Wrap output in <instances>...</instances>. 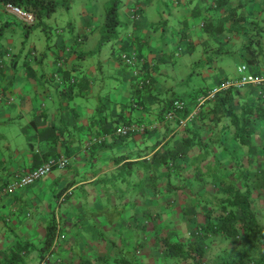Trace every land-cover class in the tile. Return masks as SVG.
Listing matches in <instances>:
<instances>
[{"label":"crops","instance_id":"1","mask_svg":"<svg viewBox=\"0 0 264 264\" xmlns=\"http://www.w3.org/2000/svg\"><path fill=\"white\" fill-rule=\"evenodd\" d=\"M94 3L95 0L86 1L82 10L83 15L80 20L78 19V33H83L86 30L85 26L89 28L99 23L100 8L97 9L95 5L90 6ZM108 3L109 0L104 6ZM151 5L156 7L157 14L154 12L149 18L148 8ZM216 6L215 0H144L142 3L139 0H128L127 15L130 16L132 9L138 7L140 21L137 24L128 23L124 34L127 42L125 48L146 55L144 58L149 63L158 62L159 71L155 69L153 71L156 91H168V83L163 81L160 65L174 64L176 57L181 54L191 56L185 63L194 67L193 72H204L199 90L193 92L194 94L189 93L188 97L192 98L193 95L200 94L225 79H231L226 76L225 71L218 72L216 59L226 54L227 46L217 42L221 39H229L228 44L233 46L245 36L230 29L226 11L220 8L221 6ZM263 7L264 1L258 0L251 3L249 9L254 12L260 11L262 15ZM6 11L0 12L1 32V26L6 19L17 24V20L12 19L13 14ZM87 18L92 19L91 25ZM165 19L169 23L164 29L160 27L159 20ZM18 21L20 22L19 18ZM207 21L212 22L214 27H223L224 30L217 36L218 38L206 35ZM14 24H7L4 28L10 32L15 31ZM57 25L58 29L68 30L71 24L69 22L68 27L64 28L59 23ZM73 25L76 30V24ZM245 25L248 28L252 27L250 22ZM9 34L11 33L7 35ZM4 35H2L4 39H0V57L4 45L13 43L12 39ZM64 37L66 38L65 35ZM67 44L72 48L78 47L75 39H68ZM122 44L123 42H120L119 46ZM190 45L193 46L192 52L187 51ZM199 47H201V58L195 60L192 58L193 52ZM71 53L72 50L66 49V56ZM210 53L215 54L216 58L212 60ZM32 54H29V57L35 58L34 64L30 60H25L26 64L22 65H27L26 68L19 67L21 57L10 59L11 56L9 61L0 67L2 93L0 123L18 125L17 130L21 137V143H13V139L16 138L10 135V132L0 130V141L2 140L0 144V264H38L44 258L41 247L51 226L56 227L54 248L46 253V255L51 253V264H84V262L116 264V260L125 257V207L134 208L143 205L145 208H153V217L156 218L157 223L162 221L160 218L163 216L162 211L157 208L161 205L167 207L166 203L170 201L167 199L169 195L158 196L153 193L149 194L152 195V200L159 198L160 203L151 204L152 200H147L146 196L151 190L148 181L143 184L141 191L130 193L132 197L129 196L125 201V162L150 157L168 139H164L152 150L151 147L156 138L161 136L162 131L157 132L156 138L136 135L127 139L115 138L118 135L114 133L115 130L111 131L114 127H118L125 117L134 119L132 122L158 121L159 117L156 113L161 103L155 104L152 101L153 97L146 96L147 109L137 108L135 105L132 109H123L122 107L130 105L133 86L130 77L123 69L124 64L111 55L105 60L100 59L104 61L100 71L107 77L109 74L106 75L104 72L107 64L116 72L117 75L114 77L120 78L121 82L115 80L114 86L109 90V97L104 96L106 105L101 104L103 99H96L93 96L95 83L87 95L81 96L85 103L78 104L75 101L77 97L74 99L71 96L78 95V92L73 90L70 93L59 69L53 72V76L59 79V85L56 84L53 89L37 80L38 71L35 68L40 60L36 57V53ZM73 58L69 59L70 62H73ZM62 61V59L57 61L58 66ZM81 65L96 81L95 68ZM46 66L49 71H53L54 61H49ZM101 90L97 91L98 96H102L104 90ZM93 99L99 101L98 106L95 102H90ZM15 116L16 119L27 117V120L21 122L15 120ZM98 119L101 121L106 119L107 124H112L111 129L106 131L102 129L104 124ZM106 133L112 134L106 142L90 144L93 137ZM228 135H221L222 142H226ZM220 149L219 157L224 158L225 152ZM61 155L69 158L66 167L54 168L29 186L3 193V188L15 175L36 168L49 157ZM125 155L128 156L126 159ZM140 155L144 156L138 157ZM212 162L213 160H207L202 165ZM138 171L142 177L143 169ZM138 179L140 180V176ZM210 189L212 192L215 191L212 187ZM64 193L66 197L62 200L61 196ZM173 196L170 194L171 198ZM177 196L175 193L176 199ZM167 208L171 209V206ZM135 228L139 229V225L136 224ZM107 231L108 235L105 234Z\"/></svg>","mask_w":264,"mask_h":264},{"label":"trees","instance_id":"2","mask_svg":"<svg viewBox=\"0 0 264 264\" xmlns=\"http://www.w3.org/2000/svg\"><path fill=\"white\" fill-rule=\"evenodd\" d=\"M257 1L215 0V3L216 7L221 6L220 8H224L226 11L230 29L245 36L240 50L237 51L247 62L246 72L261 76L264 74L262 69L264 45H261V42L264 43V13L260 15V11L254 12L249 9L251 3ZM7 2L33 13L35 19L32 23L19 19L20 22L27 27V33H31L37 27H43L46 32L45 41L50 46L49 42L52 38L48 33L51 31V27L48 26L45 19H50L55 15L62 2L60 0H0V12L6 11L5 4ZM235 2L236 4H234ZM106 8L108 11L105 14V25H107L106 28L110 29H107V33L101 36L98 49L96 48L94 53L101 51V44L108 40L113 41L111 54L121 64H124L123 69L130 77L133 86L129 99L130 105L122 108L125 110L132 109L135 105L137 108L144 107L147 109L146 96L153 97L152 101L155 104L161 103L158 106L160 109H158L157 116L162 124L155 129H149L143 133H134L132 136L138 134L146 138H156L157 132L162 131L161 136L156 138L151 147L152 150L159 146L164 139H168L150 157L125 162V185H128L131 190L130 193L134 194L138 192L137 190L141 191L143 184L148 181L154 194L158 196L172 194L175 196L176 193L183 198L184 202L182 203H188L186 206H180L181 218H177V221L174 222V228L166 230L162 235L157 232L154 236V245H142V249H147L148 253L157 250L156 252L153 251L149 257L153 261L151 264H162L163 260L165 264H211L210 249L219 236L234 244V247L232 251L225 250L217 254L212 264H264V226L259 222V207L255 200V194L259 193L261 187L264 186V150L262 153L259 152V149L264 147V82L232 86L217 91L213 97L206 99L188 125L177 130L180 126V119L187 117L193 111L199 96L208 95L210 90L222 86L229 79L203 90L200 94L193 95L192 98L184 95L168 97L165 95L166 91H156V78L153 71L154 69L159 71L158 62L156 64L149 63L144 58L146 55L138 54L137 51L138 60L134 64L126 61L125 53L132 56L133 50L129 51L125 48L127 44L124 37L125 32L121 33L118 29L117 23L119 21L115 16L116 11H114L117 8L116 1L113 0L110 3L109 0ZM138 9L134 12L136 16L133 17L132 13L129 16V23H139L140 13ZM2 15L3 13H1ZM13 15L12 19L18 21V18ZM88 18L87 21L91 25L92 19ZM69 21L71 24L68 28L69 37L66 36L65 38L61 34L62 30L57 28L56 42L59 48L54 51L56 53L54 55L57 56V59L60 57L58 61L63 60L59 72L63 75L70 93L73 90L78 92V95L70 94L75 99V97L87 95L91 86L99 81L98 76L95 81L93 76L91 77V74L87 73V69H83L82 66L77 67L78 60L82 61L88 54L85 51H78L77 46L73 48L68 46V39H75L76 42L82 43L89 39V34L100 28L102 23L99 21L97 25L89 28L85 26L86 30L83 33H78L73 21ZM247 22L252 24L251 28L245 25ZM168 23L167 19L162 20L160 27L165 29ZM7 24H14V22L6 19L1 30L5 29ZM205 27L206 35L211 37H217L224 30L222 26L214 27L210 21L205 23ZM113 30H116L115 36H111ZM2 35L4 33L0 31V36ZM184 35L186 34L184 33ZM2 38L3 36L0 37V39ZM218 41V44L227 46L226 54L235 53L233 49L228 48L229 39ZM120 42H123L121 46H119ZM4 46L5 50L3 49L0 58L4 59L3 62L6 63L5 57L7 53H10L11 45ZM192 47L190 45L187 51L192 52ZM32 48V53L37 54V48L35 46ZM66 49L72 50L71 55H65ZM90 52L92 53V51ZM71 58H73V62H70ZM114 79L121 82L120 78ZM103 87L104 85L100 87V90ZM167 89L168 91L171 90L170 87ZM109 90L107 92L104 90L102 96L100 95L101 99L104 96L109 97ZM176 100L184 103V109L177 108L175 116L165 121L166 113L174 108ZM106 103L105 99L101 102L103 106ZM124 119L120 125L134 120L131 117ZM98 121L103 122L102 129L105 131L111 129L112 124H107L106 119H102V121L98 119ZM116 128L114 127L111 132ZM225 132L229 135L226 142H222L221 135ZM119 137L127 139L130 136H115V138ZM218 148H222L225 152L224 158L219 157ZM127 157L125 155V159ZM207 160H213V162L202 165ZM138 169H143L142 177ZM253 172L255 173L253 174ZM175 175L178 176L183 185L176 184L177 180L173 179ZM139 176L140 180L138 179ZM191 182L195 186H202L203 188L213 187L215 191L202 189L200 193L195 194L196 199L194 200ZM174 203V200H170L166 204L167 207H172ZM153 215L154 211L150 208L145 210L143 216L144 218H151L155 225L156 218H152ZM181 219L184 222H181ZM179 222L186 224V227L179 226ZM136 224L143 229L147 228L148 225L146 220L138 218H136ZM55 236L56 227L51 226L41 247L42 258L46 256L47 252L53 250ZM238 241L239 243L235 244ZM134 252V250L125 252V257L116 260V264H141V260ZM157 252L158 256L153 257ZM84 264L101 263L84 262Z\"/></svg>","mask_w":264,"mask_h":264},{"label":"rangeland","instance_id":"3","mask_svg":"<svg viewBox=\"0 0 264 264\" xmlns=\"http://www.w3.org/2000/svg\"><path fill=\"white\" fill-rule=\"evenodd\" d=\"M86 1L87 2H93V0H60L61 5L58 8L57 12L55 15H53L52 17H50V19H45V21H47V24L49 27H51V31L48 33L51 36V41L49 42V45H47L46 43V32L45 29H43V27H37L35 29H33L31 31V33H27V27H25L21 22L17 21L16 26V30L10 32V30L2 29L1 33H4L5 37L12 39L13 43L10 46V53L8 55H6V61H9V57L10 59L12 58H20L19 60V67L22 69V67L26 68V66H23L22 64H26L25 60H30L32 62V64H34V59L35 58H30L29 54H32V50H33V46H35L37 48V54L36 57L40 60L37 64V67L35 68L37 72V80L46 84L47 86H49L50 88H54L56 84L59 85V79L58 77H54L53 76V72L57 69H59L60 65L58 66V58L57 56L54 55L56 54L54 51H56L57 48H59V45H57L56 39L58 36L57 33V23L61 24L62 27H68V23L70 22L69 20H72L73 23L76 24V31L79 30L78 29V22L80 20V17H82L83 15V8L86 5ZM107 0H95L94 4H91L90 6L95 5V7L98 9V7L100 8L99 10V15L101 16L100 21H101V25L100 28H98L96 31L90 33V38L82 43L77 42L78 43V51H85L87 52V56L86 58H84L82 61L78 60V64L77 67L79 68L80 66H82L81 64H83L85 67H89V68H95L96 72V76H98V81L95 84V94H93V96L96 99L101 98L100 96L97 95V91L100 89V87L102 85H104L103 89L109 90L111 89L112 86H114L115 84V75L116 72L114 70H111L109 68V66L107 64H105V71L106 75L109 74L106 78H104V73L102 71H100V67L103 65L102 63H99L100 59L105 60L107 57L111 56V51H112V43L113 41H107L104 44H101V51H99V53H94V51L96 50L100 38L103 34L107 33V29L110 28H106L107 25H105V14L106 11H108L106 9V6H104V3ZM116 4H117V8L114 10L116 11L115 16H117L118 19V29L120 30L121 33L126 32V29L128 28V21L130 20L129 15H127L126 13V6L128 3V0H115ZM141 3L144 0H139ZM113 0H110V3H112ZM134 5H136V3H134ZM149 11V18H151V16L153 15V13L155 12L157 14L156 11V7H154V5L149 6L148 8ZM264 12V11H263ZM156 17V16H154ZM153 17V18H154ZM16 19V18H15ZM79 19V20H78ZM78 20V21H77ZM102 20H104L102 22ZM161 22V20H159ZM106 28V29H104ZM48 29V28H47ZM68 29V28H67ZM62 30L61 34L69 37L70 34L68 32V30H64V29H59ZM8 33H11L9 35H7ZM112 35L111 36H115L116 35V30L112 31ZM243 40V39H242ZM242 40L240 42H236L235 45H229L228 48L233 49V51L235 53L232 54H225L222 55L220 57H217V68H218V72H222L225 71L226 76L230 77L231 79L240 77V72L238 71V68L243 65L244 63L247 64V62H245L243 60V58L241 57V55L237 52V49L240 50V45L242 43ZM263 40H264V36H263ZM6 45H9V43H7ZM261 45H264L263 42H261ZM90 49V50H88ZM98 49V48H97ZM200 50L201 47H199L194 53L192 58H194L195 60H198L201 58L200 56ZM61 51V50H59ZM92 51V53L90 52ZM213 51V50H210ZM15 54V55H14ZM33 55V54H32ZM14 56V57H13ZM210 57L213 60L214 58H216L215 54L210 53ZM189 58H191V56H189L188 54H181L180 56H177L175 59L174 64H170L167 65L168 63H162L160 65V70H161V74H162V78L163 81H167L168 83V87L171 88L170 91H166L165 95H168V97H172V96H185L187 97L189 95V93H195L196 91L199 90V83L202 81V76H204V72L200 71L198 72H193L194 67L190 66V64L186 65V61L190 60ZM43 61V62H41ZM49 61H54V65L55 68L53 71H49L48 67L46 66V64L49 63ZM82 62V63H81ZM101 64V66H100ZM262 69L264 70V65L262 67ZM40 73L42 75H40ZM76 73V72H75ZM104 78V79H102ZM102 89V90H103ZM193 93V94H194ZM35 95H33L34 97ZM78 104L80 103H85V100L83 97L80 98H76L75 100ZM90 102H95V104H97V106L99 105V101L93 99V101ZM52 105V104H51ZM14 110V108H13ZM157 115V113H156ZM15 120H21V122H25V120H27V117L24 118H17L16 116L14 118ZM13 124V123H12ZM9 123V125H5L0 123V130L4 131V132H10V135H13L16 139H13V143H21L20 140V135L18 133L17 127L18 125H12ZM229 133L225 132L222 135L226 136ZM138 135V134H137ZM0 144H2V140L0 141ZM228 145V144H227ZM230 146V145H228ZM264 150L263 148L259 149V152L262 153ZM221 151V149L219 150ZM224 154V153H222ZM255 172H253L254 174ZM174 180H177L176 184L180 185L183 183L181 181H179V178L177 175L173 176ZM218 180V179H216ZM215 180V182H216ZM219 181V180H218ZM190 182V179H189ZM121 183V182H119ZM191 184V188L193 189V194L192 197L195 200V194L199 191H201L202 189H206L200 186H195L192 182ZM139 186V185H138ZM137 186V187H138ZM135 187V188H137ZM124 188V187H123ZM213 188V187H212ZM139 189V188H137ZM208 189H210V187H208ZM215 189V188H213ZM130 189L128 188V185H125V201L126 199L130 196ZM139 191V190H137ZM149 194H153V192L150 190L149 192H147V200H152V195ZM133 199V198H132ZM167 199L169 200H175L174 206L171 207V209L164 207V205H161L157 208V210L162 211L163 215L160 219H162V221L154 223L151 221V218H144V212L145 210L150 209V207L145 208L143 205H140L138 207H134L131 208L129 207H125V252L128 251H135L134 253L137 255V257L141 260V264H151L153 261H151V253L156 252L157 250H153L151 253H148V250L143 248L142 249V245L146 244V245H154V236H156L157 232L161 233V235L163 233H165L166 230L172 229L174 228V221L175 219H180L181 215H180V206H186L184 202L183 198H181L179 195L177 196V199L175 198V196H173L172 198L169 196H167ZM255 200L256 203L258 204L259 207V222L262 224V226H264V186L261 187V190L259 193L255 194ZM145 203L147 204V201L145 200ZM160 203L159 198H155L151 201V204H155L158 205ZM148 205V204H147ZM153 209V208H152ZM175 210V211H174ZM168 212L172 213V215L167 214ZM176 214V215H175ZM169 216V218H168ZM135 218H139L141 220H146L147 222V228L145 227V229H143L142 227L135 228L136 226V219ZM154 218V217H152ZM167 220V221H166ZM182 220V219H181ZM171 221V222H170ZM181 222H184L183 220ZM179 222L178 225L182 226V227H186V224L184 225V223ZM104 231L101 232V234H103ZM108 231L105 233L108 235ZM239 241L235 244H238ZM234 247V244L229 243V241L226 239H224L223 237H218L217 241L214 243L213 247L210 249V255L209 258H211L210 262L212 264V261L214 260V258L216 257L217 254H219L222 251L228 250V251H232V248ZM234 251V250H233ZM150 255L147 257V255ZM158 256V252L156 254L153 255V257ZM145 258V259H144ZM155 262V261H154ZM162 264H165L164 260L162 261Z\"/></svg>","mask_w":264,"mask_h":264},{"label":"built area","instance_id":"4","mask_svg":"<svg viewBox=\"0 0 264 264\" xmlns=\"http://www.w3.org/2000/svg\"><path fill=\"white\" fill-rule=\"evenodd\" d=\"M138 8V7H137ZM136 8V9H137ZM5 9L9 11L10 13L16 15L20 20L25 21L27 23H32L34 21V15L32 12H29L23 8H21L18 5H15L13 3L7 2L5 4ZM136 9H132V16H136L134 12ZM9 53H7L8 55ZM126 61L128 63H135L138 60L137 54L135 52L132 53V56H128L127 53H125ZM4 59L0 58V67L4 64ZM247 66L245 64L241 65L239 67L240 77L237 79H230L222 84L220 87H214L212 90H210L208 95L206 96H199L197 105L194 107L193 111L185 118L180 119L179 127L177 130L181 129L182 127H185L190 123L192 118L199 112L201 105L206 101L207 98L213 97L217 91H220L222 89H227L232 86H242L248 83H261L264 82V74L261 76H255L251 73L246 72ZM2 93L0 92V97ZM177 108H183L184 109V103L176 100L174 102V108L172 110H169L164 120L167 121L169 119H172L175 116V111ZM161 120L155 122H139V123H125L119 125L114 133L116 135H123V136H130L134 133H143L148 131L149 129H155L158 126H160ZM176 132V131H175ZM112 137L111 133H106L103 135L95 136L91 139L90 144L95 143H103L106 142L107 139H110ZM69 164V158L67 156H59V157H49L45 159L42 164L37 166L34 169H31L23 174L15 175L14 178L7 183V185L3 188V193L12 192L15 189L19 187H25L29 186L36 181L40 180L42 177L47 175L50 171H52L54 168H64ZM66 197V193L62 194L61 199L63 200ZM51 253L47 254L38 264H51Z\"/></svg>","mask_w":264,"mask_h":264},{"label":"clouds","instance_id":"5","mask_svg":"<svg viewBox=\"0 0 264 264\" xmlns=\"http://www.w3.org/2000/svg\"><path fill=\"white\" fill-rule=\"evenodd\" d=\"M245 64V63H244ZM246 65V64H245ZM247 66V65H246ZM238 71H239V68H238ZM237 78H239V77H237ZM237 78H234V79H237ZM230 80V79H229ZM129 123H134V122H129ZM121 136H123V135H121ZM129 136V135H128ZM130 136H132V135H130Z\"/></svg>","mask_w":264,"mask_h":264}]
</instances>
